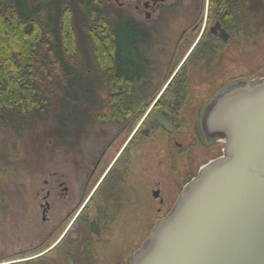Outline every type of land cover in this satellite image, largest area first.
<instances>
[{"label": "trees", "instance_id": "1", "mask_svg": "<svg viewBox=\"0 0 264 264\" xmlns=\"http://www.w3.org/2000/svg\"><path fill=\"white\" fill-rule=\"evenodd\" d=\"M209 6L233 38L264 27V0ZM137 26L109 0H0V126L30 134L34 144L40 138L42 147L47 136L56 148L76 146L96 122L139 119L154 100L155 61L142 50L148 35ZM206 51V43L196 46L171 81L175 92L187 89L186 68L205 60ZM120 181L113 169L106 201L117 202ZM77 226L70 247L79 251L92 235L83 215Z\"/></svg>", "mask_w": 264, "mask_h": 264}, {"label": "rangeland", "instance_id": "2", "mask_svg": "<svg viewBox=\"0 0 264 264\" xmlns=\"http://www.w3.org/2000/svg\"><path fill=\"white\" fill-rule=\"evenodd\" d=\"M109 4L117 8L115 0H109ZM146 24L160 28L162 23L154 18ZM184 27V17H179V21L171 25L169 30L167 28L157 33L160 40H165L168 51L172 50ZM234 39L235 44L227 45L221 50L220 57L212 62L188 65L190 94L181 113L185 119L183 128L171 136L174 139L171 144L168 143L167 134L161 135V131L149 136L140 135V145L128 160L130 173L126 182L118 184L117 202L106 201L107 188L103 176L117 158L118 146L127 135V130L122 131L123 124L96 122L76 146L59 144L56 148L52 147V138L47 136L42 147L40 138L34 144L33 139L31 141L29 138L30 134L18 135L10 127L0 126V264L41 252L17 254L22 245L44 234L49 227L47 224L39 231L36 229L39 218L37 196L45 195L42 189L47 188L44 184L46 179L67 181L72 188L77 203V219L73 224L75 229L71 226L67 236L70 232L78 235L76 228L80 216L87 218L88 227L91 220L99 217L101 233L98 236L91 233L90 250L94 255L89 264H127L155 222L172 208L182 188L190 180L186 174L196 175L204 164L217 157L219 152L222 153L223 142L209 146L201 139L204 147L194 142L196 131L201 135L199 125L195 128V123L203 105L226 82L264 75V27L248 39L242 36ZM150 57L155 61L151 94L156 98L171 78L167 74L170 59L169 55L158 57L155 53ZM147 111L137 120L143 122ZM121 131L123 133L119 135ZM114 137L117 139L91 178L95 160ZM118 161L114 166L115 171L121 164V160ZM155 189H159L160 197L154 196ZM62 210L59 207L55 214L57 218L61 217ZM73 218L68 221L69 224L61 227V234L68 229ZM55 253L51 252V258H47V261L53 259L57 255ZM76 259L78 263L85 260Z\"/></svg>", "mask_w": 264, "mask_h": 264}, {"label": "water", "instance_id": "3", "mask_svg": "<svg viewBox=\"0 0 264 264\" xmlns=\"http://www.w3.org/2000/svg\"><path fill=\"white\" fill-rule=\"evenodd\" d=\"M157 121L170 130L165 116ZM201 128L209 143H224L222 153L184 185L127 264H264V75L224 85ZM89 227L100 235L99 219Z\"/></svg>", "mask_w": 264, "mask_h": 264}, {"label": "flooded vegetation", "instance_id": "4", "mask_svg": "<svg viewBox=\"0 0 264 264\" xmlns=\"http://www.w3.org/2000/svg\"><path fill=\"white\" fill-rule=\"evenodd\" d=\"M115 1L120 13H122V15L126 18L131 17L134 20V23L138 26H141L143 31L148 35V42H141L142 50L146 51L147 56H152V53L157 54L158 57H166L167 55H169L170 61L167 67V74L171 77L165 85V88L152 101V104L147 111L143 122L134 120L128 121L127 123L123 124L122 131L127 130V135L122 139L118 146L117 158L113 160L103 176V180H105L109 173L114 169L116 163L119 162L118 160H121V164H119L118 166V172L121 174V181L119 182V184L121 185L122 183H124V181L126 182V178L130 173V163L128 162V160L130 159L133 152L138 149L141 142V134L144 136H149L153 132L161 131V135L167 134L168 143L171 144L174 141L171 136H174L175 132L183 128L185 119L184 117H182L181 113L183 111V106L188 103V96L190 94L188 85L187 89H184L181 92H175L171 88L170 84L175 75L183 68L185 62L190 58L196 46L200 45V47H202L204 46V43H206L207 51L201 57L202 60L205 59L203 61L212 62V60L220 57V52L222 49H224L227 45L233 46L235 44V41L232 34L224 27L221 21L215 16H211L209 0ZM179 17H184L185 27L181 30L178 40L176 41L172 50H169V52L165 40H160V38L157 37V33L159 31L164 32L167 28L169 30L171 25L179 21ZM154 18L158 19L159 22L162 23L160 24V28L158 26L153 27L146 24ZM218 21L221 23V26L229 33V37L227 40L222 39L220 36V28L216 27V23ZM127 22L128 21H126L125 19L124 24H126ZM211 62L209 63L208 67H210ZM200 63H198L197 65H199ZM189 67L190 66L186 68L187 72L189 71ZM229 82L223 84L222 87ZM207 102L208 101H206V103ZM206 103L203 105L200 115L197 116L198 118L195 123V128L199 125L198 127L201 129V135H198L196 131L194 142L203 146L201 139H204L206 145L214 146L215 144H218L220 142L209 143L205 139L201 128V117ZM161 115L165 116L166 119L170 122V130L166 129L159 121H157V118ZM151 121L157 122L154 126H151ZM141 126L146 127L142 128ZM122 131L119 133V135L123 133ZM116 139L117 137H114L109 142L107 147L101 151V153L95 160L94 166L90 173L91 178L100 167L105 155L107 154L108 149L111 148ZM178 145L180 146V143ZM186 149L188 148L186 147ZM182 152L183 151H180V153ZM219 153L221 154V152ZM220 154H218V156ZM175 156L176 154H174V157ZM189 174L190 173L186 174V177L190 176ZM56 175L57 174H54L53 176ZM181 176L184 175L182 174ZM44 184L47 187L46 189H42V192L45 191V195L40 196L39 194L41 193V191L37 193V195H39L37 196V209H39V218L37 219L38 227L36 229H38L39 231L43 228L42 226L47 224L49 225V227L44 234L37 235L33 237V239L29 243L22 245V247L18 249L17 254L27 255L28 253H34L35 251L39 250L41 252L36 255L34 254L15 260H10L8 264H89L91 260H93L92 256L94 255L92 250H90V246H87L86 248L83 247L79 251H76L73 247H70V245L73 240H76L77 236H75V234H73L72 232H70L68 236L66 235L70 230L69 228H71V226L73 227V224L75 225L77 219V203L75 201L74 195L72 194L73 191L71 186L67 181L63 180L50 181L46 179L44 180ZM155 190L159 191V189ZM160 196L161 194L159 191L158 197ZM163 201L164 199L161 198V202ZM59 207L64 211L62 210V212H60L61 217L57 218V215L55 214H57L56 212ZM72 218L74 220L70 222L68 229L63 234H61V227L69 224L68 221H70ZM94 219H99V217H96ZM72 229L74 230L75 228L73 227ZM89 231L90 233H92L90 227ZM51 240H53L54 242H49ZM53 251L56 252L55 255H57L54 256L53 259H48L50 261H47V258H51L50 254ZM13 253L14 252H11L10 254ZM76 255L81 259L85 258V260H80L81 263H78L79 260L77 261ZM56 260H58V262Z\"/></svg>", "mask_w": 264, "mask_h": 264}]
</instances>
